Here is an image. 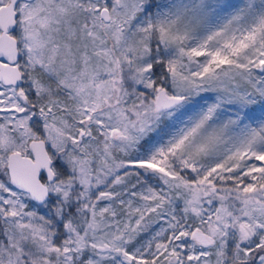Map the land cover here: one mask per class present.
<instances>
[{"label":"snow or ice","instance_id":"1","mask_svg":"<svg viewBox=\"0 0 264 264\" xmlns=\"http://www.w3.org/2000/svg\"><path fill=\"white\" fill-rule=\"evenodd\" d=\"M0 264H264V0H0Z\"/></svg>","mask_w":264,"mask_h":264}]
</instances>
